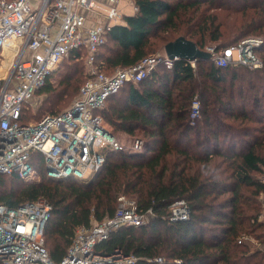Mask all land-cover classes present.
Masks as SVG:
<instances>
[{
    "label": "trees",
    "instance_id": "trees-1",
    "mask_svg": "<svg viewBox=\"0 0 264 264\" xmlns=\"http://www.w3.org/2000/svg\"><path fill=\"white\" fill-rule=\"evenodd\" d=\"M134 3L136 12L109 26L95 54L108 74L165 50L179 36L201 49L207 41L219 48L246 36L264 37V0ZM87 55L86 47L72 50L62 61L68 62L62 63L61 85L51 81L60 72L56 69L37 91L45 94L48 113L71 106L79 95L90 76ZM260 56L263 65L256 68L200 59L195 62L199 72L183 58L172 67L159 63L140 82H126L96 110L115 136L142 138L141 149L106 148L105 164L88 179H51L41 163L40 181L0 174V203L16 207L44 197L52 204L45 245L56 261L63 259L79 227L113 216L119 195L127 194L140 211L151 209L154 217L113 231L98 243L97 252L119 248L137 257L133 264H264V49ZM1 59L0 51V64ZM242 74L257 79L240 86ZM195 96L201 114L192 124ZM25 110L23 121L28 122ZM180 199L186 200L190 216L172 220L171 205Z\"/></svg>",
    "mask_w": 264,
    "mask_h": 264
},
{
    "label": "built area",
    "instance_id": "built-area-1",
    "mask_svg": "<svg viewBox=\"0 0 264 264\" xmlns=\"http://www.w3.org/2000/svg\"><path fill=\"white\" fill-rule=\"evenodd\" d=\"M104 1L109 21L88 25L92 17L87 11L100 15L102 0H0V67L9 59L6 72L0 75V174L40 181L42 173L37 165L41 163L43 172L54 180L92 177L106 162V148L123 147L96 110L102 109L107 98L126 82L138 83L159 63L172 67L177 60L165 53L150 55L112 74L101 70L95 54L105 43L113 20L121 17L119 0ZM83 47L88 50L90 76L71 106L58 113H46L38 120L23 121L25 108L51 73L72 50ZM261 49L264 37L251 35L206 50L217 65L256 68L263 65ZM190 62L195 66V61ZM200 114L201 100L195 96L192 124ZM143 144L141 138H136L133 148L139 150ZM171 207L172 220L189 218L185 199L175 201ZM52 211V204L44 197L16 207L0 203L2 264H133L137 257L119 248L101 254L96 247L120 227L147 223L148 213H153L151 209L140 211L133 196L121 194L115 214L79 227L63 259L56 261L45 245V227ZM156 260L163 262L165 258Z\"/></svg>",
    "mask_w": 264,
    "mask_h": 264
},
{
    "label": "rangeland",
    "instance_id": "rangeland-1",
    "mask_svg": "<svg viewBox=\"0 0 264 264\" xmlns=\"http://www.w3.org/2000/svg\"><path fill=\"white\" fill-rule=\"evenodd\" d=\"M119 1H121V0H119ZM102 2L103 3H101V5H99V7H100L99 9L101 11L100 15L98 14V15L95 16V14H92L91 17H93L92 18L93 21H96V22L97 21H100L101 23H107V21H109L107 19V14H106L107 13L106 12L107 5L104 4V3H106L104 0H102ZM127 2H128V4H127ZM131 4H134V0H123L122 3H121L120 13H122V12L131 13L132 10H133V7H132ZM119 20L120 19L118 18L117 20H113V21L114 22H117ZM106 39H107V37H106ZM211 46H216V43L211 42V41H207V43H205L204 49H207L208 47H211ZM164 54H165V50H164V47H162V49H160L159 51L153 53L152 55L162 56ZM62 61H61V63L59 64V66L57 68V71L60 70V72H57L56 71L57 73L54 76H52V78H51V81L53 82L54 86H56V87H59L61 85V80L60 79H61L62 74H63L62 69L64 68V65H62V63L68 62L67 60H64V62H62ZM88 66H89V64H88ZM195 67H196L197 72H199V67L197 66L196 63H195ZM243 79H245V80L242 81ZM252 79H257V78H256V76H253V78H252V77H250V75L244 77L243 74H242L241 79L237 83L240 86H243V85H245V86L246 85H251ZM238 90H241V88L238 87ZM244 94L247 96L248 95V92L246 91V92H244ZM249 98H251L250 94H249ZM44 103H45V94H42V93H38L37 92L36 95L34 96V98L27 105V108H28V116H30V121L38 120L44 114L48 113L46 111L47 108L45 106L43 107V104ZM67 107H69V106H64L62 109H66ZM253 110L254 109H252L251 111H253ZM223 119L229 120L227 117L226 118L223 117ZM136 138H140V137L137 136V137H135V139ZM117 139L122 143V145H126V146L134 145V141H135V139L131 138L130 136H128L126 134L119 135L117 137ZM263 173H264V171H263ZM263 173H261L259 175H261V177H262ZM26 182H29L30 183L31 181H26ZM260 202H261V205L260 206H262L261 219H264V194H261V196H260Z\"/></svg>",
    "mask_w": 264,
    "mask_h": 264
},
{
    "label": "water",
    "instance_id": "water-1",
    "mask_svg": "<svg viewBox=\"0 0 264 264\" xmlns=\"http://www.w3.org/2000/svg\"><path fill=\"white\" fill-rule=\"evenodd\" d=\"M165 53L170 59H186L188 61H198L200 59H211L212 53L206 49H201L194 41L179 36L175 40L165 45ZM107 131V130H106ZM154 217L153 213H148V219Z\"/></svg>",
    "mask_w": 264,
    "mask_h": 264
},
{
    "label": "crops",
    "instance_id": "crops-1",
    "mask_svg": "<svg viewBox=\"0 0 264 264\" xmlns=\"http://www.w3.org/2000/svg\"><path fill=\"white\" fill-rule=\"evenodd\" d=\"M122 1H123V0L119 1V5H118L119 10L121 9V3H122ZM127 4H128V2H127ZM131 5H132V7H133V10H132L131 13L122 12V13H121V17L119 18L120 20L117 21V22H112V23L115 24V23L123 22V21H124V20H123V16H124V15H131V14H134V13L136 12V10H137V6L135 5V3H134V4H131ZM87 13L89 14L90 17H91L92 14H95V16L98 15V14H97L96 12H94V11H87ZM92 18H93V17H92ZM92 18H90V19L88 20V25H92V24L96 23V21H93ZM97 22H100V21H97ZM113 24H112V25H113Z\"/></svg>",
    "mask_w": 264,
    "mask_h": 264
},
{
    "label": "bare ground",
    "instance_id": "bare-ground-1",
    "mask_svg": "<svg viewBox=\"0 0 264 264\" xmlns=\"http://www.w3.org/2000/svg\"><path fill=\"white\" fill-rule=\"evenodd\" d=\"M9 64V59H5L0 67V69L5 73L7 69V65Z\"/></svg>",
    "mask_w": 264,
    "mask_h": 264
}]
</instances>
